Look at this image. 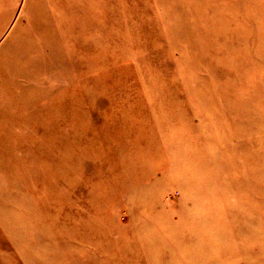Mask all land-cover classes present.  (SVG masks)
<instances>
[{
  "label": "rangeland",
  "instance_id": "1",
  "mask_svg": "<svg viewBox=\"0 0 264 264\" xmlns=\"http://www.w3.org/2000/svg\"><path fill=\"white\" fill-rule=\"evenodd\" d=\"M0 264H264V0H0Z\"/></svg>",
  "mask_w": 264,
  "mask_h": 264
}]
</instances>
